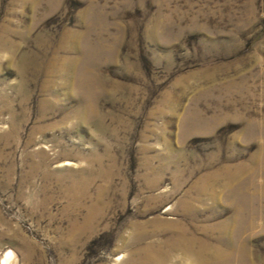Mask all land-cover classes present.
Instances as JSON below:
<instances>
[{
  "label": "rangeland",
  "instance_id": "1",
  "mask_svg": "<svg viewBox=\"0 0 264 264\" xmlns=\"http://www.w3.org/2000/svg\"><path fill=\"white\" fill-rule=\"evenodd\" d=\"M0 264H264V0H0Z\"/></svg>",
  "mask_w": 264,
  "mask_h": 264
},
{
  "label": "bare ground",
  "instance_id": "2",
  "mask_svg": "<svg viewBox=\"0 0 264 264\" xmlns=\"http://www.w3.org/2000/svg\"><path fill=\"white\" fill-rule=\"evenodd\" d=\"M6 262H7V259L4 260V263H6Z\"/></svg>",
  "mask_w": 264,
  "mask_h": 264
}]
</instances>
